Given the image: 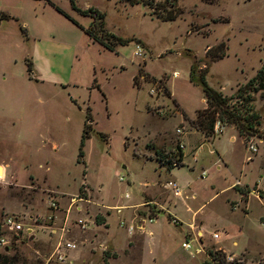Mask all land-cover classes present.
Here are the masks:
<instances>
[{
	"label": "rangeland",
	"instance_id": "obj_1",
	"mask_svg": "<svg viewBox=\"0 0 264 264\" xmlns=\"http://www.w3.org/2000/svg\"><path fill=\"white\" fill-rule=\"evenodd\" d=\"M47 1L98 35L94 16ZM145 1L73 0L102 14L103 32L130 38L107 51L42 0H0V220L21 225L0 230V264H43L65 241L61 264H201L214 252L264 264V96L251 92L255 135L219 122L206 140L180 110L192 118L205 106L193 61L238 103L236 88L264 60V0H177L172 20ZM219 42L224 56L212 59L205 51ZM177 141L182 161L168 168ZM102 217L106 228L94 223ZM192 235L199 253L180 246ZM128 237L108 263L107 243Z\"/></svg>",
	"mask_w": 264,
	"mask_h": 264
},
{
	"label": "trees",
	"instance_id": "obj_2",
	"mask_svg": "<svg viewBox=\"0 0 264 264\" xmlns=\"http://www.w3.org/2000/svg\"><path fill=\"white\" fill-rule=\"evenodd\" d=\"M42 1H44L46 4L51 6L54 11H56L61 16H63L76 28L80 29L81 32L84 35H86V37H88L91 42L98 44L107 51H112V47L114 45H122L130 40V38H123L120 36L118 38L112 36L111 34L103 32L102 14L94 9L86 8L83 10H78L73 4V0H66L69 9H71L75 13L81 16H85V15L87 17L89 16V18H92L91 16H94V20L96 21V24L94 23L93 25H95L98 35H95L91 31H89V29H84L78 26L73 20H71L67 15H65L63 12H61L57 7L49 3L47 0H42ZM127 1L129 3L134 4L141 0H127ZM176 1L177 0H162V1L146 0L145 3L149 4L152 7L153 12L157 13L162 20H172L176 17L177 13L179 12V9L176 5ZM165 3H168L167 7H165ZM158 5H161V7H159ZM7 18H9V16L0 12V21L5 20ZM219 45L222 46L223 43L219 42L217 45L213 47L210 46L207 47L205 51L206 54L210 55L212 59L215 57H219V58L223 57L224 56L223 51L213 50V48ZM24 68L26 72H29L30 69L28 62H24ZM205 74H206L205 66L203 67V69L200 68L199 72L197 73L196 64L194 63V61L191 62L189 66L188 76L190 81L197 82L200 85L201 91L203 93V100L205 106L202 108L201 107L197 108L195 111V115L192 118L187 117L186 114L183 112V110L180 109L183 119L187 120L193 127L198 129L201 132L203 138L206 140H209L213 137L214 135L213 133L215 129L214 124L216 121H218V123L222 122V123L235 124L241 134H246V133L254 134V135L257 134L258 129L256 128V125L258 123L259 115L256 112H254V109L252 107L251 101L254 98L251 92L259 91L260 96L261 97L264 96V60L262 61V64H260L256 72L247 81H245L242 85H239L236 88V96L238 97L237 104L231 101L232 98L231 96H225L218 89L209 86L205 81L206 80ZM135 78L136 76H134L133 82L135 81ZM166 92L169 94L168 91ZM173 101L174 103H177L175 99H173ZM84 122L85 123H83L82 125L81 135L76 149L77 158H80L81 156V151H80L81 141L87 134L88 131L87 126L88 123L90 122V116L87 107H85L84 110ZM179 161L180 163L182 161L181 151L178 152V158L176 159V163ZM167 164H170L168 168H171L172 166L176 165V164H172L170 160H168ZM93 220L96 225L101 223L99 221L97 222L95 218ZM201 264H251V263H247L241 260L240 258L232 257L230 259H226V256L223 252L220 253V256L214 252L211 258H209L208 260H202Z\"/></svg>",
	"mask_w": 264,
	"mask_h": 264
},
{
	"label": "built area",
	"instance_id": "obj_3",
	"mask_svg": "<svg viewBox=\"0 0 264 264\" xmlns=\"http://www.w3.org/2000/svg\"><path fill=\"white\" fill-rule=\"evenodd\" d=\"M218 121L215 122L214 124V128L217 129V125H218ZM177 132H182L181 128L180 127H177L175 129ZM249 147L251 149H253V151H256V148L253 147V145H249ZM184 149V145L182 143V141H177L176 143V146H175V150L174 151V159L171 160L172 164H176V159L178 158V152L183 150ZM168 184H171V181H168ZM174 192L175 193H178V189L173 186L172 187ZM247 193L256 197V198H259V193H258V189H254V188H250L247 190ZM52 207V205H51ZM74 224L78 227V228H82L83 227V224L81 222V220L79 219H76ZM20 227L21 225L16 221L14 220L13 217L11 216H4L1 220H0V230H5V231H10V232H16L18 230H20ZM24 230V233H28L29 232V228H25L23 229ZM214 236H217L216 233L214 234ZM198 235H192V236H189L187 237V239L185 240H182L180 242V246L183 247L184 249H190L191 246L193 248V252H197L199 253L201 250H202V247L199 246V243H198ZM191 241L195 242L196 245L193 246ZM3 240L1 239L0 237V246L3 245ZM73 247L72 243H69L67 241L63 242V243H57L55 246H54V249L52 251V253L50 254V256H48L45 261L43 262V264H49V261L51 259V262L52 263H58V264H61L66 258H65V252L68 250V249H71Z\"/></svg>",
	"mask_w": 264,
	"mask_h": 264
},
{
	"label": "crops",
	"instance_id": "obj_4",
	"mask_svg": "<svg viewBox=\"0 0 264 264\" xmlns=\"http://www.w3.org/2000/svg\"><path fill=\"white\" fill-rule=\"evenodd\" d=\"M78 24V23H77ZM80 26V25H79ZM81 27V26H80ZM176 101V100H175ZM178 103V102H177ZM179 105V104H178ZM180 107V106H179ZM225 128V126H223L222 127V129L220 130V131H222L223 129ZM219 131V132H220ZM232 138V135L230 136V139ZM1 170V169H0ZM176 187V186H175ZM178 193H179V191H178ZM178 193H175V194H178ZM144 196H145V194H144ZM144 196H143V198L141 199V201H139V202H137V203H134V204H132V205H140L141 203H146V200H145V198H144ZM248 198V197H247ZM247 198H246V200L244 201V202H247ZM162 208H163V206H162ZM167 208L165 207V210H166ZM164 210V209H163ZM168 215H172V216H174L175 218H177L175 215H173V214H171V213H168ZM155 216V215H154ZM153 216V217H154ZM143 217V216H142ZM153 217H151L150 219H153ZM178 219V218H177ZM179 220V219H178ZM180 221V220H179ZM189 223L190 222H188L187 223V225H188V227H189ZM91 225H93L94 226V224H92V222H91ZM103 225H104V228H106V224H105V220H104V218L102 217V222L100 223V224H98L97 226H102L103 227ZM136 225L137 226H141L140 225V223L139 222H136ZM144 225H142V227H143ZM130 227V224L128 225V228ZM141 229V228H140ZM150 232V231H149ZM129 238L130 237H128V238H125V240H124V242H123V246H121L120 248H117L116 246H115V242H108L107 243V246L109 245V249H110V251H111V253H115V255L114 256H111L110 255V258L108 259V263H110L112 260H116L117 258H118V256H120V252L121 251H123V252H125L126 250H125V248L127 249V251H128V249L131 247V245H132V242H130L129 241ZM126 251V252H127Z\"/></svg>",
	"mask_w": 264,
	"mask_h": 264
}]
</instances>
